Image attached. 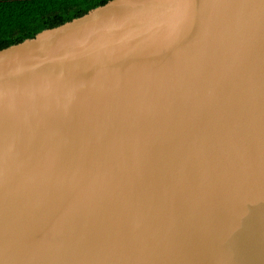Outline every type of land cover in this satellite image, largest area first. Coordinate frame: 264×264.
<instances>
[{
  "label": "water",
  "instance_id": "95a60500",
  "mask_svg": "<svg viewBox=\"0 0 264 264\" xmlns=\"http://www.w3.org/2000/svg\"><path fill=\"white\" fill-rule=\"evenodd\" d=\"M0 264H264V0H108L0 49Z\"/></svg>",
  "mask_w": 264,
  "mask_h": 264
},
{
  "label": "trees",
  "instance_id": "16d2710c",
  "mask_svg": "<svg viewBox=\"0 0 264 264\" xmlns=\"http://www.w3.org/2000/svg\"><path fill=\"white\" fill-rule=\"evenodd\" d=\"M108 0H0V49L34 37Z\"/></svg>",
  "mask_w": 264,
  "mask_h": 264
}]
</instances>
